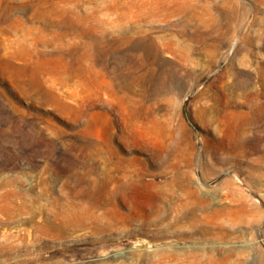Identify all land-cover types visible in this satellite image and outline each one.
I'll list each match as a JSON object with an SVG mask.
<instances>
[{"label":"rangeland","instance_id":"obj_1","mask_svg":"<svg viewBox=\"0 0 264 264\" xmlns=\"http://www.w3.org/2000/svg\"><path fill=\"white\" fill-rule=\"evenodd\" d=\"M0 264H264V0H0Z\"/></svg>","mask_w":264,"mask_h":264}]
</instances>
